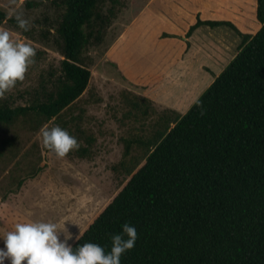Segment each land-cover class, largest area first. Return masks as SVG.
Wrapping results in <instances>:
<instances>
[{"label":"trees","instance_id":"trees-1","mask_svg":"<svg viewBox=\"0 0 264 264\" xmlns=\"http://www.w3.org/2000/svg\"><path fill=\"white\" fill-rule=\"evenodd\" d=\"M117 1L54 0L57 17L46 33L62 56L59 72L41 78L24 104L0 98V133L59 126L80 145L67 157L91 156L95 137L81 115L69 114L90 82L87 51L104 40ZM256 1L253 34L226 19L197 17L189 26L187 37L202 25H226L240 46L184 113L158 111L150 135L124 140L123 157L132 161L137 146L144 162H120L129 179L70 245L74 252L85 243L110 251L111 236L128 223L138 239L121 264H264V0ZM6 19L30 37L0 8V26ZM141 102L148 114L152 100ZM11 143L0 140V158Z\"/></svg>","mask_w":264,"mask_h":264},{"label":"rangeland","instance_id":"rangeland-1","mask_svg":"<svg viewBox=\"0 0 264 264\" xmlns=\"http://www.w3.org/2000/svg\"><path fill=\"white\" fill-rule=\"evenodd\" d=\"M53 2L0 0L7 17L28 22L31 35H24L7 19L0 30L36 50L24 79L4 94L12 96L15 104H24L26 92L37 87L41 78H48L49 72H59L62 56L53 31L46 33L57 17ZM256 2H115L116 17L104 40L87 51L89 85L69 114L81 115L80 125L95 137L92 154L59 158L43 147L41 129L15 126L0 133V140H12L0 158V235L14 231L16 223L51 222L61 231V240L63 232L72 233L67 240L71 245L129 179L120 162L125 160V166L132 165L134 159L140 165L144 162V151L137 146L132 149V161L123 157L124 140L150 135L158 111L170 108L184 113L240 46V36L226 25H202L187 37L189 26L197 17L226 19L241 32L253 34L260 27ZM111 4L108 1L107 7ZM142 97L152 100L148 114L143 113Z\"/></svg>","mask_w":264,"mask_h":264},{"label":"clouds","instance_id":"clouds-1","mask_svg":"<svg viewBox=\"0 0 264 264\" xmlns=\"http://www.w3.org/2000/svg\"><path fill=\"white\" fill-rule=\"evenodd\" d=\"M17 26L29 31L28 22L16 17ZM36 50L28 44L13 41L8 31L0 30V98L23 80ZM42 145L57 157L64 158L67 154L80 147L76 137L59 126L42 127L40 130ZM61 231L57 224L51 222L16 223L15 230L0 235L4 247L0 248V264H121V256L135 247L138 233L135 226L125 223L121 233L111 236V249L95 243H85L75 252L67 240L72 233ZM77 239L79 237L77 236Z\"/></svg>","mask_w":264,"mask_h":264}]
</instances>
